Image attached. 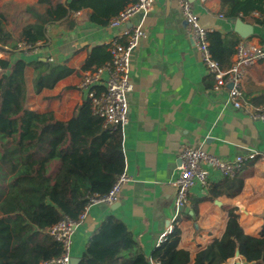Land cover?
Wrapping results in <instances>:
<instances>
[{"label":"crops","instance_id":"obj_1","mask_svg":"<svg viewBox=\"0 0 264 264\" xmlns=\"http://www.w3.org/2000/svg\"><path fill=\"white\" fill-rule=\"evenodd\" d=\"M188 1L203 28L264 47V27L251 26L249 33L243 35L235 29L238 19L221 15L219 0ZM9 2L35 5L37 0H0V8ZM115 3L116 0L92 1L89 6L72 12L69 19L72 27L69 23H51L35 53L20 54L5 47L8 53H0L10 63L4 73H9L19 58L51 59L49 63L71 70L53 89L38 94L32 89V68L25 71L27 107L37 113L50 111L55 119L66 121L85 100L78 85L90 50L117 38L124 43L119 35L125 28L139 27L144 32L130 60L132 89L126 96L128 124L121 131L123 173L129 180L123 184L114 205L95 203L88 207L84 220L72 234L71 261H78L90 235L107 220L122 223L136 243V250L158 264H173L179 249L188 251V264H195V254L221 238L227 221L224 207L236 208L242 233L258 239L264 209V159L261 158L264 121L233 111L227 103V89L214 91L212 76L188 40L177 0H153L149 12L112 28L105 23V16L114 10ZM92 15L100 22L91 20ZM241 92L254 109L264 105V60L244 69ZM185 147L203 150L223 161H232L251 151L258 154L241 167L245 179L238 196L220 195L198 203L207 191L195 187L190 190L188 204L177 210L175 189L170 181ZM218 180L215 176L210 182ZM194 204H197L196 213L192 209ZM173 232L177 234L169 237ZM160 238L163 242L167 240L163 248L158 247L163 243L158 244ZM237 261L245 260L239 255L223 264Z\"/></svg>","mask_w":264,"mask_h":264},{"label":"trees","instance_id":"obj_2","mask_svg":"<svg viewBox=\"0 0 264 264\" xmlns=\"http://www.w3.org/2000/svg\"><path fill=\"white\" fill-rule=\"evenodd\" d=\"M92 1L99 2L7 3L0 8V53L16 49L19 43L34 46L42 42L48 25L70 24V14L89 6ZM116 1L114 10L105 16V23L137 2ZM219 10L225 18L264 27V0H219ZM90 18L100 22L93 15ZM16 30L14 37L11 32ZM207 39L212 57L220 67H229L238 37L227 38L212 31ZM110 59L107 45L96 46L90 50L84 69L94 71ZM9 67L7 58H0V264H44L61 252L60 245L44 232L63 217L77 219L89 198L105 195L123 172L122 136L120 129L104 126L103 119L93 113L86 99L74 108L66 121L55 119L50 111L37 113L27 107V67L33 70L35 94L53 89L71 73L70 69L41 59L26 61L24 58L15 60L9 73H4ZM242 170L230 178L208 182L207 195L197 202L220 195L238 196L245 179ZM196 205L192 206L194 213ZM224 211L227 221L221 238L200 249L194 263L223 264L237 250L245 262L264 264V209L258 239L242 233L236 208L224 207ZM176 234L173 232L169 237ZM166 241L159 248H163ZM136 247L122 223L107 220L90 235L76 264H148ZM189 261L188 251H176L173 264Z\"/></svg>","mask_w":264,"mask_h":264},{"label":"built area","instance_id":"obj_3","mask_svg":"<svg viewBox=\"0 0 264 264\" xmlns=\"http://www.w3.org/2000/svg\"><path fill=\"white\" fill-rule=\"evenodd\" d=\"M203 2L204 0H200ZM180 16L186 26L188 40L192 43L194 51L206 72L214 80V91L227 89V103L233 111L252 119L264 121V105L254 109L244 100L241 92L244 69L264 60V47L258 43L239 40L234 47L233 61L227 68L220 67L209 50L207 39L209 30L203 28L199 17L195 13L192 3L188 0H177ZM153 0H137L136 3L124 8L117 15L111 17L107 25L112 28L122 26L131 17L147 13L152 9ZM45 29V36L47 33ZM119 39H113L107 44L110 61L94 71L83 70L78 90L83 93L84 99L89 100L95 115L101 117L104 126L112 130L122 131L128 124L127 94L132 87L129 81L130 60L139 40L144 37V32L139 28H125L120 32ZM39 44L34 46L19 43L13 52L20 54L35 53ZM51 62V59H47ZM258 153L251 151L246 155H238L232 161H223L216 156L199 149L183 148L179 155V165L170 181L175 189V207L182 210L188 204L190 190L206 188L208 182L214 177H232L241 167L253 161ZM264 159V155L261 156ZM129 177L125 173L118 175L111 189L103 196H92L88 204L77 219L63 217L60 222L44 233L52 237L61 247V252L52 260L44 264H70V247L74 229L84 220L85 213L91 204L104 203L112 206L118 202L120 190ZM171 231V228H170ZM163 238L159 239V243ZM160 245H158L159 247ZM148 264H158L148 261Z\"/></svg>","mask_w":264,"mask_h":264},{"label":"water","instance_id":"obj_4","mask_svg":"<svg viewBox=\"0 0 264 264\" xmlns=\"http://www.w3.org/2000/svg\"><path fill=\"white\" fill-rule=\"evenodd\" d=\"M141 13L138 15V17H141ZM251 26L246 25L244 23H242L239 19L236 22V31L243 34V35H247L250 31ZM234 258H238L239 257V252L236 250L234 253ZM77 260H72L70 264H76ZM234 264H251V263H247L245 261H237Z\"/></svg>","mask_w":264,"mask_h":264},{"label":"rangeland","instance_id":"obj_5","mask_svg":"<svg viewBox=\"0 0 264 264\" xmlns=\"http://www.w3.org/2000/svg\"><path fill=\"white\" fill-rule=\"evenodd\" d=\"M2 7H3V6H2ZM2 7H1V8H2ZM8 26L10 27V25H9V24H8ZM17 32H18V31L16 30V31H14V32H11V33H12V35H13L14 37H16V34H17ZM0 58H1V57H0Z\"/></svg>","mask_w":264,"mask_h":264}]
</instances>
